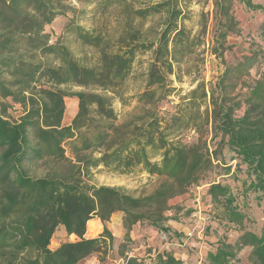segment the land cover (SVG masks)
<instances>
[{
    "label": "trees",
    "instance_id": "obj_1",
    "mask_svg": "<svg viewBox=\"0 0 264 264\" xmlns=\"http://www.w3.org/2000/svg\"><path fill=\"white\" fill-rule=\"evenodd\" d=\"M254 1L213 0L208 51L222 62L231 50L228 38L239 31L235 6L264 13ZM183 4L186 0H158L140 11L145 19L157 20L145 32L149 43L142 44L151 53L144 88L129 96L133 47L121 55L104 54L98 68L82 67L45 33L65 7L61 0H0V264H79L93 256L102 261L110 253L123 264H144L129 257L134 226L183 243L184 236L170 231L168 223L194 212L181 217L186 209L170 202L203 185H208L205 205L218 226L241 233L235 244L227 237L219 240L206 264H233L245 247L251 248V264H264V229L261 235L246 229L252 224V196L264 201V51L225 65L218 81L206 84L198 78L205 53L199 49L206 45L211 18L201 13L193 35L184 25ZM260 39L264 43V28ZM51 57L59 65H52ZM184 76L195 87L170 111V97L180 92L172 77L182 83ZM69 83L84 91L71 94L78 99V114L72 126L62 127L64 94L57 86ZM48 84L53 89L43 88ZM132 100L136 107L120 121L116 102L125 108ZM10 102L24 109L18 120L8 113ZM190 132L196 138H189ZM66 141L69 158L62 147ZM224 153L247 178L236 191L226 181L216 182L219 170L227 176L232 168ZM43 156L47 175L31 177L25 165ZM100 168L117 175L146 174L159 183L135 197L119 187L92 184L93 171ZM116 213L123 214L125 229L118 247L106 227ZM95 217L104 224L103 233L87 239L88 222ZM59 227L75 241L53 249ZM176 252H157L153 264H184Z\"/></svg>",
    "mask_w": 264,
    "mask_h": 264
},
{
    "label": "rangeland",
    "instance_id": "obj_2",
    "mask_svg": "<svg viewBox=\"0 0 264 264\" xmlns=\"http://www.w3.org/2000/svg\"><path fill=\"white\" fill-rule=\"evenodd\" d=\"M158 0H61L65 5L59 9V13L52 23L45 26V33L49 35L50 43L55 44L58 41L69 49L73 57L82 67L98 68L101 64L104 54L121 55L133 47L134 57L130 68V77L127 82L128 95H133L142 91L144 88V75L149 67L151 53L143 51L142 44L149 43L146 37L147 32L155 25L156 18L145 19L139 13L152 3ZM255 4L261 5L264 8V0H255ZM187 19L184 25L193 35L199 32L201 13H208L211 21L208 26V34L206 45L201 47L199 51H204V62L201 64V71L198 78L208 85L215 84L224 71L225 65H236L239 62L250 56L252 53L262 49L264 51V43L260 39V33L264 28V13L253 12L247 9L244 5L237 4L235 6V17L239 23L238 33L233 34L228 38V45L231 50L225 53L224 61L212 55L208 49V42L212 38L214 12L213 0H186L183 4ZM90 33L92 38L88 40L82 39L80 33ZM52 65H59L58 61L50 58ZM256 70L252 71V77L255 76ZM174 80L173 87L179 93H174L170 97L171 104L167 106L168 110H172L179 103V97L187 94L195 86L191 83V78L184 76L182 83ZM210 87V86H208ZM45 89H53L52 85H44ZM59 91L63 92L64 113L62 118V127H70L73 125L78 114V99L71 94L84 91L74 83L63 84L57 86ZM12 104L8 113L12 119L18 120L23 116L24 109L18 105ZM136 101L132 100L128 107L123 108L119 102H116L115 107L120 114V121L125 120L127 115L136 107ZM189 138H196L192 132L188 135ZM68 142H64L62 147L65 149V156L70 157ZM215 145V144H214ZM213 149V145H212ZM227 167L231 166L230 175H225V169L217 172L216 182L226 181L236 191L237 187L242 186V182L247 178L241 170H237L236 162H230L231 155L223 154ZM46 156L36 158L30 164H26L25 168L29 170V175L34 178H44L47 175L48 169L45 166ZM245 172L246 170L243 169ZM225 175V176H224ZM91 183L96 186H111L119 187L125 190L128 194L139 197L152 192L158 185L155 178H150L146 174H131L117 175L104 168L93 171ZM208 185H203L197 190L193 188L188 194L184 195L180 200L170 202L172 206H182L186 210L182 212V216L186 211H193L194 214L187 220H181L180 223L184 226L185 234H191V237L186 238L184 243L171 244V251L179 249V253L186 252L190 257L198 260L196 263L206 264L205 259L208 251L215 249L219 240L227 237L229 244H235L238 241L241 233L238 228H233L231 231H225L218 226L217 221L212 217L209 209L205 205L204 198L206 197ZM258 195L252 196L250 206V218L252 224H247L248 230L261 235L264 229V201L256 200ZM184 199V200H182ZM259 204V205H258ZM226 232V233H225ZM55 240L59 238L54 236L52 247H55ZM251 253L250 247H245L238 251L237 257L233 264H251L249 256ZM118 260L113 254L103 258L100 262H111ZM193 262V261H192ZM80 262L79 264H83ZM190 264V261L187 262ZM195 264V263H193Z\"/></svg>",
    "mask_w": 264,
    "mask_h": 264
},
{
    "label": "crops",
    "instance_id": "obj_3",
    "mask_svg": "<svg viewBox=\"0 0 264 264\" xmlns=\"http://www.w3.org/2000/svg\"><path fill=\"white\" fill-rule=\"evenodd\" d=\"M181 198H176L175 200H177L178 202V200H180ZM90 226H92L91 229ZM104 227H105L104 224L97 217L93 218L88 222L86 238L92 239L99 237L103 233ZM106 227L113 235L115 246L118 247L119 244L122 243L125 239L123 214L121 213L114 214L110 222L106 224ZM168 227L170 228V231L172 230L174 233L182 234L183 236L185 234L186 229L184 228L182 223H180V221L179 222L170 221L168 223ZM56 237H58L59 240L58 241L55 240L56 245L55 247H53V249L58 248L62 243L75 241V237L73 236L69 237L65 231V228L63 227H59V229L55 234V238ZM130 238L133 245L129 257H138L144 259V264H153L157 252L171 251V246L177 242L174 240L171 242L166 235H160L154 229L140 224L134 226ZM149 250H152V252L149 253ZM175 256L181 259L184 262V264H188L187 263L188 261H190V264L193 263L201 264L200 262L196 263L198 260H196V258L194 257H190L188 254H186V252H182L180 254L178 250L175 253ZM205 260L206 257L205 259L204 258L201 259L202 262ZM83 264H123V261L121 259H118V260H112L110 263L100 262L99 257L93 256L88 260H86Z\"/></svg>",
    "mask_w": 264,
    "mask_h": 264
},
{
    "label": "built area",
    "instance_id": "obj_4",
    "mask_svg": "<svg viewBox=\"0 0 264 264\" xmlns=\"http://www.w3.org/2000/svg\"><path fill=\"white\" fill-rule=\"evenodd\" d=\"M206 207L209 209V212H210V210H211V206L210 205H206ZM211 213V212H210ZM189 237H191V234H189V235H186V237H184V239H186V238H189ZM185 242V241H184ZM183 242V243H184Z\"/></svg>",
    "mask_w": 264,
    "mask_h": 264
}]
</instances>
